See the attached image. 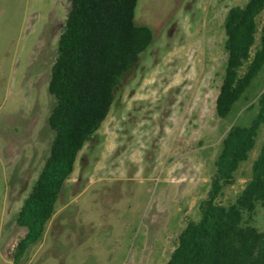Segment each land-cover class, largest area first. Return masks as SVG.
Returning <instances> with one entry per match:
<instances>
[{"label": "rangeland", "instance_id": "1", "mask_svg": "<svg viewBox=\"0 0 264 264\" xmlns=\"http://www.w3.org/2000/svg\"><path fill=\"white\" fill-rule=\"evenodd\" d=\"M249 0H139L136 23L153 45L124 79L106 121L79 154L43 239L20 264H167L211 191L221 144L264 89L217 116L227 55L224 21ZM70 0H0V264H13L26 229L18 213L49 155L51 68ZM264 22V15L260 19ZM256 147L225 190L233 203L251 179ZM255 226L264 231V208Z\"/></svg>", "mask_w": 264, "mask_h": 264}, {"label": "trees", "instance_id": "2", "mask_svg": "<svg viewBox=\"0 0 264 264\" xmlns=\"http://www.w3.org/2000/svg\"><path fill=\"white\" fill-rule=\"evenodd\" d=\"M139 0H70L51 68L49 92L56 103L49 116L54 131L49 155L17 216L26 229L13 264L44 237L79 154L108 118L124 79L150 49L155 32L136 23ZM264 0L233 7L224 21L227 63L216 102L217 116L228 119L250 101L264 73ZM249 125L234 124L222 141L211 191L200 205L201 218L190 221L167 264H264V231L255 226L264 208V145L251 179L230 204L220 200L236 184L264 125V89L247 112Z\"/></svg>", "mask_w": 264, "mask_h": 264}]
</instances>
